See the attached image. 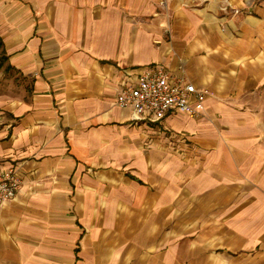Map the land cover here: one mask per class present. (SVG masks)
Instances as JSON below:
<instances>
[{"label": "crops", "instance_id": "0c3cea01", "mask_svg": "<svg viewBox=\"0 0 264 264\" xmlns=\"http://www.w3.org/2000/svg\"><path fill=\"white\" fill-rule=\"evenodd\" d=\"M0 39V264H264V0H0ZM152 67L199 118L116 105Z\"/></svg>", "mask_w": 264, "mask_h": 264}, {"label": "built area", "instance_id": "2783aa9c", "mask_svg": "<svg viewBox=\"0 0 264 264\" xmlns=\"http://www.w3.org/2000/svg\"><path fill=\"white\" fill-rule=\"evenodd\" d=\"M203 98L204 92L189 83L183 73L173 74L163 67H152L134 85L121 87L116 105L131 109L135 122H160L173 112L199 118L196 104ZM23 181L16 168L0 169V208L16 199Z\"/></svg>", "mask_w": 264, "mask_h": 264}, {"label": "rangeland", "instance_id": "374dc122", "mask_svg": "<svg viewBox=\"0 0 264 264\" xmlns=\"http://www.w3.org/2000/svg\"><path fill=\"white\" fill-rule=\"evenodd\" d=\"M1 57H2V51L0 48V62L2 63V67L0 69V79H2V81L9 79V80H11V82L13 84H16V87H18V83L19 82L22 83L24 80L20 77H16V75H13L12 73H10L6 68L5 62L4 61L2 62ZM2 81H0V83H2ZM29 87H30V84L27 83L26 84L27 91H29Z\"/></svg>", "mask_w": 264, "mask_h": 264}, {"label": "trees", "instance_id": "16d2710c", "mask_svg": "<svg viewBox=\"0 0 264 264\" xmlns=\"http://www.w3.org/2000/svg\"><path fill=\"white\" fill-rule=\"evenodd\" d=\"M2 47V42H1V39H0V48ZM2 62L4 61H6V58H5V56L3 55V53H2ZM1 67H2V63L0 62V69H1ZM8 70V69H7Z\"/></svg>", "mask_w": 264, "mask_h": 264}]
</instances>
